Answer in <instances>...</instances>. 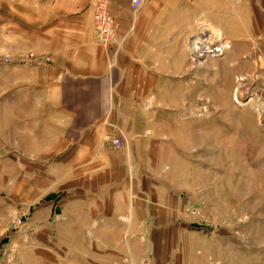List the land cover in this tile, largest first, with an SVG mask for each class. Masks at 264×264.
Listing matches in <instances>:
<instances>
[{
    "label": "rangeland",
    "instance_id": "374dc122",
    "mask_svg": "<svg viewBox=\"0 0 264 264\" xmlns=\"http://www.w3.org/2000/svg\"><path fill=\"white\" fill-rule=\"evenodd\" d=\"M26 1L0 0V264H90V237L56 236L41 227L47 195L71 186L73 172L57 170L64 142L34 129L36 100L47 94L16 85L29 64L22 58L32 52L26 19H41ZM262 1L253 0L248 23L245 12L237 13L243 19L230 26L233 42L221 27L199 23L189 35V58L173 76L171 99L139 93L143 104L136 107V93L127 92L126 106L114 109L120 122L111 134L128 148L129 163L179 198L181 227L198 232L188 236L173 225L181 230L166 246L177 264H264ZM118 156L110 157L113 163ZM161 247L152 244L157 253Z\"/></svg>",
    "mask_w": 264,
    "mask_h": 264
},
{
    "label": "crops",
    "instance_id": "0c3cea01",
    "mask_svg": "<svg viewBox=\"0 0 264 264\" xmlns=\"http://www.w3.org/2000/svg\"><path fill=\"white\" fill-rule=\"evenodd\" d=\"M91 3L26 1L41 10V19H26V48L34 57L22 58L29 64L21 67L25 76L16 85L47 94L36 100L34 129L64 142L57 170L73 172L71 186L47 195L52 198L40 210L41 227L56 236L90 237V264H177L166 246L181 230L173 225L180 223L188 236L198 232L181 227L179 198L143 176L138 163H129L128 148L112 147L105 135L120 122L114 109L126 106L124 93H136V107L143 104L139 93L165 92L171 99L173 76L189 58V35L199 23L221 27L233 42L230 26L237 16L243 19L237 13L245 12L247 22L253 0H142L137 11L131 0H108L119 25L106 46L94 30ZM114 153L119 156L113 163ZM156 243L162 245L158 253Z\"/></svg>",
    "mask_w": 264,
    "mask_h": 264
},
{
    "label": "built area",
    "instance_id": "2783aa9c",
    "mask_svg": "<svg viewBox=\"0 0 264 264\" xmlns=\"http://www.w3.org/2000/svg\"><path fill=\"white\" fill-rule=\"evenodd\" d=\"M142 4V0H131L130 8L132 11H137ZM92 23L96 35L103 45H108L115 41L118 35V21L111 13L107 0H95L93 3V13H92ZM222 49H219L220 51ZM217 52V51H216ZM214 53V52H213ZM28 58H33L34 53H29L27 55ZM26 61V60H24ZM106 140L110 142L112 147L118 148L122 145V141L119 137L108 133L105 135ZM23 217L19 215L18 217L13 218V226L17 228L21 225ZM21 220V221H20ZM139 264H145V262H141Z\"/></svg>",
    "mask_w": 264,
    "mask_h": 264
},
{
    "label": "bare ground",
    "instance_id": "6f19581e",
    "mask_svg": "<svg viewBox=\"0 0 264 264\" xmlns=\"http://www.w3.org/2000/svg\"><path fill=\"white\" fill-rule=\"evenodd\" d=\"M193 42H194V41H193ZM193 42H192V43H193Z\"/></svg>",
    "mask_w": 264,
    "mask_h": 264
}]
</instances>
